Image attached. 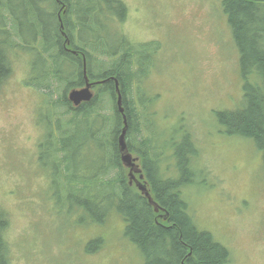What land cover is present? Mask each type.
Masks as SVG:
<instances>
[{
    "label": "rangeland",
    "instance_id": "obj_1",
    "mask_svg": "<svg viewBox=\"0 0 264 264\" xmlns=\"http://www.w3.org/2000/svg\"><path fill=\"white\" fill-rule=\"evenodd\" d=\"M122 1L124 21L105 20L106 29L155 48L147 54L146 75L139 85L132 80L128 94L140 113L141 136L146 130L164 145L167 160L162 164L174 166L168 143L188 131L199 149L195 168L206 172L204 180L193 178L181 190L197 227L230 250L228 264H264V157L253 139L225 133L217 119L218 112L241 108L243 101L239 51L224 0ZM30 44L31 50L8 47L11 71L0 86V211L7 221L2 235L9 264H144L141 252L124 235L125 222L117 212L112 210L102 223L82 219L80 208L70 205L69 210L61 166L57 184L52 181L55 155H43L41 145L50 130L55 138L58 127H67V117L54 116L47 93L58 99L64 84L48 75L42 41ZM28 77L49 85L37 89L26 82ZM90 91L94 97L98 85ZM100 105L109 127L113 110L108 94ZM94 149L92 142L81 147L80 175L88 172L97 155ZM131 154L140 163L139 155Z\"/></svg>",
    "mask_w": 264,
    "mask_h": 264
},
{
    "label": "trees",
    "instance_id": "obj_2",
    "mask_svg": "<svg viewBox=\"0 0 264 264\" xmlns=\"http://www.w3.org/2000/svg\"><path fill=\"white\" fill-rule=\"evenodd\" d=\"M99 1L102 0H18L17 3L0 0V86L11 71L8 47L15 44L31 50V40L42 41V52L50 63L48 75L64 84L63 94L58 99L50 93L47 96L54 116L67 117V127L62 131L58 127L55 138L50 130L47 143L41 145L44 148L41 153L55 155L52 161L55 185L56 173L62 167L69 210L73 209L70 205H75L83 211L82 219L98 223L104 222L112 210L117 212L125 222L124 235L141 252L144 264H228L230 250L209 231L197 227L186 200L188 197L181 191L195 182L193 178L204 180L206 177L204 168H195L199 149L191 135L185 129L177 143L175 140L168 143L174 149L170 155L174 166L162 164L167 160L164 145L155 143L146 130L141 136L140 113L128 94L130 86L133 87L132 80L137 79L134 84L139 85L146 75L145 66L150 59L147 54L155 49L153 43L134 44L121 31L106 29L105 20L115 17L124 21L127 9L119 0H103L110 3L108 6L112 9L106 12L99 9ZM223 5L239 51L243 101L241 108L218 112L217 119L225 133L253 139L264 157V0H224ZM25 26L28 29L25 30ZM101 57L107 61L105 64L99 60ZM83 61L88 80L103 82L89 102L74 107L66 93L69 88L84 85ZM41 76L44 80L45 75ZM40 77H28L26 82L37 89H46L49 82L38 84ZM112 77L118 81L122 96L127 149L139 155L143 181L158 204V211L135 185L128 183L127 168L120 161L117 137L123 118L115 104ZM107 94L113 110L109 127L105 124V107L100 105ZM57 106L65 111H57ZM143 108L149 114L146 121L152 123L144 101ZM102 115L105 116L100 117ZM54 121L57 120L54 118ZM159 136L158 131L157 141ZM91 142L96 145L97 155L86 167L88 172L80 175L77 158L81 147ZM57 154H60L58 158ZM173 167L175 171L171 170ZM113 170L114 176L106 177ZM164 213H167L166 218L158 216ZM6 226L7 221L0 211V264H9L2 235Z\"/></svg>",
    "mask_w": 264,
    "mask_h": 264
},
{
    "label": "water",
    "instance_id": "obj_3",
    "mask_svg": "<svg viewBox=\"0 0 264 264\" xmlns=\"http://www.w3.org/2000/svg\"><path fill=\"white\" fill-rule=\"evenodd\" d=\"M83 75L85 78L84 86L81 88H75L70 90L67 95L68 100L75 107L79 106L83 102L90 101L92 98V93L90 91V87L92 83L89 82L88 76L86 75V65L84 61H83ZM112 78L114 81L115 90L117 92V98H116L117 110L122 114V118H123V127L121 129L120 134L117 137V148L120 155L121 163L123 166L128 168L129 184L133 182L134 185L138 188V190L146 197L148 202L154 207V210L158 211L159 210L158 204L153 200L152 196L150 195L146 183L140 180L143 177L142 174H139L138 178L135 177L134 175V173H140V168L136 164V158L132 157L131 153L127 149L126 139H125L127 124H126V116L124 114V109L122 106V96L119 90L118 81L114 77ZM159 216L162 218H166L167 213H164Z\"/></svg>",
    "mask_w": 264,
    "mask_h": 264
},
{
    "label": "flooded vegetation",
    "instance_id": "obj_4",
    "mask_svg": "<svg viewBox=\"0 0 264 264\" xmlns=\"http://www.w3.org/2000/svg\"><path fill=\"white\" fill-rule=\"evenodd\" d=\"M113 1H116V0H113ZM119 1H121L122 3H123V1L122 0H119ZM111 2H112V0H111ZM108 4H110V3H107V1H99L98 2V5H99V9L100 10H105L106 12L107 11H109V12H111L112 11V9L108 6ZM68 51H70L71 53H74L75 54V52L74 51H72V49H70V48H66ZM92 82H94L93 80H91ZM98 81H100V80H97L96 82L100 85V84H102V82H98ZM114 83V82H113ZM93 86H95V82H94V85ZM92 87V86H91ZM114 89H115V85H114ZM119 90H120V88H119ZM116 94H117V92H116V90H115V104H116ZM131 153H132V151H130ZM136 164L138 165V167L140 168V173H134V175H135V177H139V174H142V178L140 179L141 181H143V178H144V173H143V169H142V167H141V163H139V161H138V157H136ZM134 183L132 182L130 185H133Z\"/></svg>",
    "mask_w": 264,
    "mask_h": 264
}]
</instances>
